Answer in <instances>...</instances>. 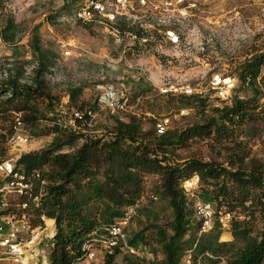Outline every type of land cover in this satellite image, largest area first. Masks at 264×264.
I'll return each instance as SVG.
<instances>
[{
  "label": "trees",
  "instance_id": "trees-1",
  "mask_svg": "<svg viewBox=\"0 0 264 264\" xmlns=\"http://www.w3.org/2000/svg\"><path fill=\"white\" fill-rule=\"evenodd\" d=\"M18 34L14 19L6 17L0 27L2 42L14 44ZM33 49L37 61L28 77L21 65L0 81V161L9 158L7 143L17 117L29 140L53 135L47 146L21 153L15 164L18 172L32 178L36 195L42 189L33 210V226L42 225L40 216L54 221L48 264L83 262L84 246L105 236V230L121 220L128 207L135 209V215L124 227L125 241L112 248L111 254L95 244L102 254L100 264H115L120 254L122 264H184L189 255L190 264H264V159L252 153L255 133L245 129L264 124L260 103L264 49L236 69L243 95L231 93L220 107L209 106L201 96H187L189 104L201 108L202 123L179 133L151 136L134 117L128 122L113 119L100 136L88 133L87 113L82 121H75V127L67 126L62 115L56 114L59 100L46 81L51 63L37 39H33ZM81 94V87L70 88L69 103L78 106ZM192 141L218 148L217 157L175 163L171 152ZM35 173L38 179L33 178ZM147 176L159 179L148 198L167 202L168 220L162 221L148 205L141 206ZM194 176L197 188L187 193L182 184ZM23 200L10 197L2 213L16 211ZM197 200L212 204L216 216L220 211L231 216L228 235H222L216 220L210 233L199 235ZM138 214L143 216L137 219L139 229L128 234L127 227ZM257 222L261 227L254 230ZM143 251L153 258L140 257Z\"/></svg>",
  "mask_w": 264,
  "mask_h": 264
},
{
  "label": "rangeland",
  "instance_id": "rangeland-1",
  "mask_svg": "<svg viewBox=\"0 0 264 264\" xmlns=\"http://www.w3.org/2000/svg\"><path fill=\"white\" fill-rule=\"evenodd\" d=\"M84 2L0 0V27L10 16L19 30L14 44H5L0 38V81L21 65L26 77L31 74L37 61L33 39H37L42 54L51 63L46 81L59 100L56 114L66 112L62 122L70 119L73 110L91 115L88 133L97 136L104 135L116 118L123 122L136 118L142 131L150 136L157 135L156 123L164 119L168 120L166 132L179 133L201 124L204 114L201 108L188 103L187 96L161 91L170 84L188 86L193 90L191 95L206 98L209 106L216 107L221 102L209 90L212 75L236 80L238 65L264 49V0H193L195 6L189 11V18L174 27L182 40L175 51L157 41L158 37L147 46H138L126 36L117 39L97 20L76 21L75 14ZM72 87L82 88L78 99L82 108L69 103L68 91ZM107 91L126 100L123 111L112 113L104 106L102 97ZM232 93L243 95L237 80ZM260 103L264 107V98ZM245 129L255 133L252 153L264 159V124L248 125ZM52 138L53 135L31 138L22 153L39 150ZM217 152L218 148L214 150L206 142L192 141L174 149L171 158L175 163L191 158L208 160L216 158ZM14 154L12 150L6 153L7 157ZM145 182L147 192L141 206L148 205L162 221L168 220L171 210L167 202L160 198L151 202L148 198L159 183L158 177L147 176ZM140 217L143 219L138 214L127 227L128 234L139 229ZM260 227L257 222L254 230ZM94 246L96 257L87 264H100L102 254ZM43 249L48 250L44 246ZM143 252L140 257L147 261L153 258ZM114 263L122 264V254L116 256ZM0 264L13 263L5 260ZM29 264L48 262L33 259Z\"/></svg>",
  "mask_w": 264,
  "mask_h": 264
},
{
  "label": "built area",
  "instance_id": "built-area-1",
  "mask_svg": "<svg viewBox=\"0 0 264 264\" xmlns=\"http://www.w3.org/2000/svg\"><path fill=\"white\" fill-rule=\"evenodd\" d=\"M194 6L193 0H85L77 10L75 20L82 23L97 20V24L104 26L117 39L126 36L138 46H147L155 40L154 37H158L157 41L166 43L175 51L182 45V40L174 27H179L189 18V11ZM235 83L236 80L233 77L215 74L209 82V90L220 102L226 101L235 89ZM161 92L185 96L193 94V90L188 86L177 84H170ZM102 98V103L112 113L124 110L126 100L118 97L114 92L107 91ZM220 106V103L216 105V107ZM61 114L66 115V112L61 111ZM83 118V113L73 110L65 124L75 127V121H82ZM167 123V119L156 123L157 135H163L166 132ZM28 143L29 137L20 118L17 117L13 135L7 143L8 149L15 154L0 161V262L8 260L13 264H29V261L33 259L48 262V250L45 251L43 246L49 249L48 243L55 232L54 221L50 220L52 226H49L48 219L40 216L42 225L33 226L35 218L33 210L38 207L42 189L39 190V196L36 195L32 178H26L15 167L22 148ZM33 178L38 179L39 174L35 173ZM197 185L198 177L194 176L186 180L182 188L187 193H193ZM12 196L23 197L24 200L17 205L16 211L3 214L2 211L8 208V199ZM194 210L200 221L199 235L210 233L215 220L223 236L230 233L231 216L229 214L220 211L216 216L213 205L200 200L195 202ZM134 215L135 209L128 207L123 218L105 230V236H101L98 240L93 239L86 244L84 261L79 264H87L96 257L93 248L95 244H99L104 251L111 254L112 248L119 242L125 241L124 227ZM130 252L133 253V250ZM190 262L189 255L184 264H190Z\"/></svg>",
  "mask_w": 264,
  "mask_h": 264
},
{
  "label": "bare ground",
  "instance_id": "bare-ground-1",
  "mask_svg": "<svg viewBox=\"0 0 264 264\" xmlns=\"http://www.w3.org/2000/svg\"><path fill=\"white\" fill-rule=\"evenodd\" d=\"M47 223L49 226H52V221L48 220Z\"/></svg>",
  "mask_w": 264,
  "mask_h": 264
}]
</instances>
